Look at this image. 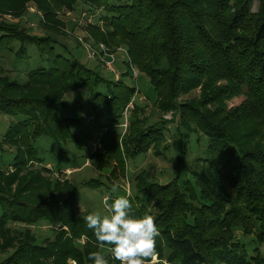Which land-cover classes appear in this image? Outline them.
Instances as JSON below:
<instances>
[{
  "label": "trees",
  "instance_id": "1",
  "mask_svg": "<svg viewBox=\"0 0 264 264\" xmlns=\"http://www.w3.org/2000/svg\"><path fill=\"white\" fill-rule=\"evenodd\" d=\"M60 1L71 12L76 11L79 5H83L82 10L90 8L87 12L90 23L85 29L91 33L101 28V31L109 32L111 37L119 39L127 47L133 65L150 81L152 92L149 93V98L156 101L155 105L162 112H168L176 105L175 118L172 122L160 120L150 124L147 117L131 116L130 127L128 126L127 133L121 139L124 131L120 128L123 127L126 111H131L128 106L135 100L138 90L141 91L137 86H129L126 82L127 78L132 77L129 70L123 73L119 84L111 85L100 72L89 70L79 63L65 44L53 35H61L63 32L52 30L47 32L52 35L33 36L20 25L8 24L0 19V68L5 56L29 60L39 55L48 61L49 66L48 69L39 68L30 72L26 84L0 79V113L13 119L6 134L0 136V177H6V173L15 169L11 180L18 178L21 168L26 164L25 160L21 163V155L39 164V172L52 173L40 157L36 144L42 137L51 138L58 143L75 139L76 136L71 131L75 121L66 117L67 106L63 99L68 93L88 89L92 93L93 106L102 107L101 114L114 117L107 130L110 134L108 141L101 138V146L93 154L102 159L103 165L108 167L115 162L118 166L121 165V171H125L128 159L136 160L150 151H154L158 157L164 155L170 149L165 144L172 138L171 147L177 152L175 168L180 176L168 184L160 185L150 183L143 172L137 177L133 197H128L132 204L131 215L142 217L150 214L155 217L160 232L156 238L160 258L177 264H264V201L255 199L258 184L251 176L254 164L249 158H256L255 164L260 163L259 166L262 164L264 167V154L256 156L250 153L248 157V143L239 142L235 132H230L228 124L225 125L231 119L239 129H246L245 123L249 121H245L246 116L240 111L239 114L232 111L223 114L224 111L220 115L218 112H210L207 107L212 102L206 104V100L193 107L178 103L180 95H186L203 81L210 84L211 76L213 79L219 77L230 83V86L233 85L239 93L246 94L251 99L252 107L264 121V0H133L130 5H112L110 0H89V6L83 0ZM255 1L263 7L259 14L253 13L252 5ZM27 4L29 5L28 0H0V12L13 13L14 17L22 18L28 13ZM100 11L103 12L101 16L98 14ZM41 25H44L42 21ZM44 29L48 31L47 27ZM90 76L99 79L96 86L91 85ZM36 82L41 86H36ZM105 88L107 91L103 94ZM214 96L216 92L213 95L210 93L211 101L215 103L217 100L212 98ZM134 104L138 111H144L135 101ZM138 111H133L132 115L138 114ZM223 115L224 119L221 118ZM168 132L171 134L169 138ZM194 135L200 143L207 140L205 150L208 154L199 157L198 162L210 166L211 177L212 174L217 176L221 173L232 176L233 180L241 177L246 182L236 193L231 210L222 214L224 203L218 184L223 182L216 183L208 179L206 168L203 170V177H199V173L191 174L195 183L188 179L184 183L188 186L186 191L180 187L181 179L190 164L189 161L187 164V156ZM135 136L137 142L129 144ZM6 144L17 146L15 154H9L12 160L7 157L4 148ZM23 149H26L25 154L21 152ZM210 155H214V159ZM234 165V171H237L239 177L232 173ZM261 171L264 176V168ZM32 173L35 175V182L40 176L37 184L41 187V175ZM29 183L33 184L31 179L22 181L15 196L10 194L9 180L6 184L0 182V229L9 228L8 225L12 223L24 222L21 219H27L26 222L30 224L43 219L70 227L69 233L63 231L49 238L47 245L32 243L30 249L35 252H26L30 255V260L32 258L34 261L36 252L39 257L57 259L61 238H64L63 251L77 247L75 239L80 235L87 234L85 236L90 241L89 245L98 243L85 222H82V229L75 227L80 222L75 216L78 201L76 188H65L69 197L63 206H29V203L22 202L25 195H31L27 199L30 202L31 197L51 200L57 193L58 203L57 198L62 197L60 192L63 190L57 180V190L52 184L46 183L43 186L50 188L47 193L50 197H37L32 192L33 189L27 186ZM85 185L96 188L102 182L90 180ZM196 185L200 187V193L197 192ZM23 186L27 187L23 189ZM165 189L170 192V198L164 204L171 210L166 213L156 212L158 202L154 191L158 193V190ZM241 197L248 200L244 207H240L238 202ZM212 202L217 203L214 210ZM187 214H191L193 224H190ZM206 214L209 218L219 215L218 225L222 231H227L226 235L236 229L230 221L244 223L256 235L259 247L253 249L245 243L241 244V241L230 244L232 239L225 235L213 236L212 230L206 226ZM69 235L72 238H68Z\"/></svg>",
  "mask_w": 264,
  "mask_h": 264
},
{
  "label": "rangeland",
  "instance_id": "2",
  "mask_svg": "<svg viewBox=\"0 0 264 264\" xmlns=\"http://www.w3.org/2000/svg\"><path fill=\"white\" fill-rule=\"evenodd\" d=\"M83 1L88 6L90 5L89 0ZM28 2V13L22 18L14 17L13 13L2 14L0 12V19L5 20L8 24L20 25L33 36H42L47 34V32H52V30H55L54 32H63L66 36L63 34L53 35L58 41L65 44V47L72 53V56L79 63L89 70L98 73L100 72L102 77L110 82L111 85L119 84L122 80L123 73L126 71L129 70V72L132 73L134 68L137 70L139 78L136 80L133 78V75H131L132 77L127 78L126 82L130 84L129 86L135 85L141 90L140 92L138 90L139 94H136L134 101L144 111H138L134 101L129 104L128 108H130L131 111H126L123 127L120 128V130L123 129L124 131L121 139H123L130 127L131 116L133 118H139V116L141 118L147 117L150 119V124L158 123L160 120H166L167 122H172L174 120L176 105L175 107H171L172 109L170 111L162 112L155 105L156 101L149 98V93L152 92L151 83L148 78L140 72L141 70H138V68L133 65L127 47L123 46L119 39L111 37L109 32L101 31V28L95 32L91 31V33L85 29L86 25L90 23L89 14L87 13L90 8L85 7L86 9L82 10L81 8H83V5H79L76 11L71 12L69 10L70 8L65 6L60 0H28ZM132 2L133 0H110L109 3L112 5H130ZM45 8H47L46 11L44 10ZM252 9L254 14H259L263 7L258 1H255L252 5ZM232 12L234 13V11ZM98 14L101 16L103 12L100 11ZM41 21L42 24L44 23L45 27H47L48 31L44 29V25H41ZM47 35L52 34L48 33ZM89 51L97 52L95 59H90L89 55L91 53H89ZM110 59H115V63L111 66L108 65V62H111ZM39 68H49L48 61L39 55L29 60L25 58L17 60L15 57L5 56L0 68V79H7V81L10 82L18 81L20 84H26L28 82V74L34 70H38ZM186 72L189 73V71ZM90 79L91 85L96 86L98 84L99 79H95L91 76ZM158 81L161 82L160 77H158ZM35 85L38 86L39 84L37 83ZM198 85L194 89L185 93L186 95H180L178 103H185L187 107H193L196 106L198 102H204L206 100V104L212 102L207 107L210 112H218L219 115L224 111L225 112L223 114L231 111L235 112V114L242 112V114L246 116L244 118L245 121H249L245 123L246 129H239L237 124H235L231 119H229L230 121L226 122L225 125L228 124L230 132H235L234 134L239 142L248 143V157L250 156V153H254L256 156L264 154V121L252 107L251 99L246 94L239 93L233 85H231V87L230 83L223 81L219 77H215L213 79L211 76L210 84L203 81ZM162 88L167 89V87ZM106 91L107 90L105 88L102 93L105 94ZM212 92H216V96L212 97L214 100H217L215 103L214 101H211L210 93L211 95L214 94ZM6 93L8 92L6 91ZM91 96L92 93L90 90L82 89L68 93L63 99V102L67 106L65 113L66 117L75 121L71 128L72 134L76 136L74 140L58 143L51 138L42 137L37 142L36 147L39 149L40 157L47 164V168L52 170V173H48V171L39 172V164L33 163L30 161V158L26 159L23 155H21V163L25 160L26 164L21 168L22 170L18 175V178L13 181L11 180L12 173L16 172L15 169L10 173H6V177H0V182L2 184H6L8 180L11 182L10 194L15 196L17 194V189L22 186L21 182L28 181L30 179L33 184L29 183L27 186L33 189L32 192L35 193L37 197L41 195L48 196L47 193L50 188L47 186L43 187L46 183L52 184V187L55 189V182H57V180L60 186L62 185L63 190L60 192L62 197L59 199L57 198L58 203H56L57 193L51 200H41L36 197H31L30 202L27 201V199L31 196L28 194L24 196L25 199H23L24 201L22 202L29 203V206H38V204H58V206H63L64 201L69 197L65 188L67 189L68 186H70L71 189L76 188L78 201L75 216L80 222H78L75 227L78 229L83 228L82 222H85L83 218L89 213L100 212L102 215L106 214L103 207V198L105 195L111 196L112 199L121 195L133 197L135 187L138 183L137 177L141 173L144 172L146 179L150 183L156 182L160 185L168 184L180 176V173H178L175 168L177 152L173 147H171L172 141L170 140L172 138L165 144L169 145L170 149H168L164 155L158 157L155 155L154 151H150L147 155H142L136 160L128 159L127 162H125V171H121V165L118 166L115 162L107 167L103 165L102 159L94 157L93 154L97 153V148L101 146V138L108 141L110 134L107 130L110 128V120L114 117L112 115H109L108 117L107 115L101 114L103 108H95L91 101ZM99 101L101 103V100ZM133 111H138V114L132 115ZM221 118L224 119V115L221 116ZM12 120L13 119L9 116L0 113V136H4L6 134ZM168 134L169 138L171 134L169 132ZM136 137L137 136L130 140L129 144L132 143V141H136ZM197 140V136L194 135L191 149L187 156V164L188 161L190 164H188V169L185 172L186 174H184L181 179L182 185H180V187L183 191H186L188 186L184 183L188 179L191 181L193 180L191 174L193 172L199 173V177H203V170L206 168V177L208 179H212L216 183L218 181L223 182V185L218 184L219 189L221 190V200L224 203L223 210L220 213L222 214L226 210H231V205H234L236 193L243 184L245 185L246 182H244V179L242 180L241 177H239L240 175L237 171H234L235 165L232 166V170L234 171H232V173L239 178L233 180L232 176L229 177V175H222L220 172L221 176L219 174L217 176L212 174L211 177L212 169L209 168L210 166L207 163L198 162L199 157H202L204 154H208L205 150L208 144L207 140L205 139V143H200ZM15 147L17 148L14 144H6L4 147L6 149V153L8 154L7 157L11 158L10 160H12V157L9 154L16 152ZM125 148L126 147L123 148V152ZM25 151L26 149L21 150L22 154H25ZM62 151L63 153H61ZM210 156L214 159V155ZM249 158H251V162L254 164V172L252 171L251 176L257 180L256 184H258L255 189V199L263 202L264 189L262 188H264V176H262L263 172L261 170L264 167L262 164L259 166L260 163L255 164L256 158ZM221 162L223 165L224 158H222ZM32 171L41 175L43 183L41 187H38L37 184V181L40 180V176L35 182V175ZM90 180H99L102 182V185L96 188H89L85 184ZM193 181L195 183V179ZM114 182L118 183L120 186L117 193L111 192V186ZM26 187L23 186L22 188L25 189ZM196 189L198 193L201 192L198 185H196ZM156 192L157 191H154L156 197L155 199L158 202V210L155 211L165 213L166 211L169 212L171 209L169 210V207H167L164 202L170 198V192L166 189L161 191L158 190V193ZM215 192L218 193V190H215ZM247 201L246 197H241L238 201L240 207H244ZM109 202L111 203V200ZM212 203L214 205L212 210H214L217 203ZM196 206L198 207L199 203H197ZM206 215H204V217L208 218L206 226L212 230L211 232L213 236L215 234H220L221 236L225 235L232 239L230 244L241 241V244L245 243L253 249L259 247L256 235L252 230H250V228H247L244 223L241 224L240 222L230 221L232 226L236 229L234 231H230V234L226 235L227 231H222L223 229H221L218 225L219 221L217 220L219 219V215L218 217L212 215L211 218L208 217L209 215ZM187 219H189L190 224L194 223V219L191 217V214H187ZM21 220L24 222L12 223L11 225H8L9 228L3 227L0 229V264H11L14 262H19L20 264H32V262L35 264H93V262L88 259V255L90 252L94 251L103 252L108 259L109 264H119V261H116L111 257L108 252V248H101L99 243L89 245L90 241L85 236L87 235L85 232L89 231V229H83L86 230L84 231L85 235H80L77 239H75L77 247H70L67 251H63L64 238L60 237L61 248L59 249L60 252L58 253L57 259H45L43 257H39L36 252V258H34V261L32 258L30 260V255L26 252L34 251L30 249L32 243L36 242L38 244L47 245L49 238H53L54 235L57 236L56 234H61L63 231H67L69 233L70 227L68 225L64 226L62 224H56L54 221L50 222L43 219L31 224L26 222L27 219ZM68 238H72V235H69ZM72 243H74V239L72 240ZM18 250L21 251V253ZM209 257L211 258V256ZM147 264L177 263H171L167 259H162L158 254H156L155 258L149 260Z\"/></svg>",
  "mask_w": 264,
  "mask_h": 264
},
{
  "label": "clouds",
  "instance_id": "3",
  "mask_svg": "<svg viewBox=\"0 0 264 264\" xmlns=\"http://www.w3.org/2000/svg\"><path fill=\"white\" fill-rule=\"evenodd\" d=\"M119 187L114 182L111 192L117 193ZM103 207L106 214L91 212L83 218L100 247L108 245V252L119 264H147L154 259L157 254L156 238L160 235L155 217L150 214L142 217L131 215V201L124 195L115 199L105 195ZM88 259L93 264H109L101 251L90 252Z\"/></svg>",
  "mask_w": 264,
  "mask_h": 264
},
{
  "label": "built area",
  "instance_id": "4",
  "mask_svg": "<svg viewBox=\"0 0 264 264\" xmlns=\"http://www.w3.org/2000/svg\"><path fill=\"white\" fill-rule=\"evenodd\" d=\"M89 53H91L89 55L90 59H95L96 58V55H97V52L96 51L95 52L89 51ZM110 61L111 62H108V65H110V66L115 63V59L114 60L110 59ZM132 75H133V78L136 79V80L139 78L138 72H137V70L135 68L133 69Z\"/></svg>",
  "mask_w": 264,
  "mask_h": 264
}]
</instances>
